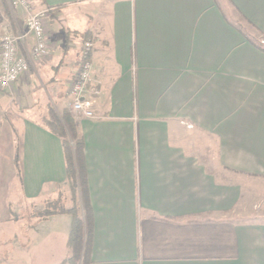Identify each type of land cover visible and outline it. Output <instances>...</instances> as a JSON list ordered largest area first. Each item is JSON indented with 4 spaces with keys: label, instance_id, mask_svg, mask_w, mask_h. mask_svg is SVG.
Segmentation results:
<instances>
[{
    "label": "crops",
    "instance_id": "0c3cea01",
    "mask_svg": "<svg viewBox=\"0 0 264 264\" xmlns=\"http://www.w3.org/2000/svg\"><path fill=\"white\" fill-rule=\"evenodd\" d=\"M30 2L48 11L51 53L0 89L1 204L13 181L25 201L66 194L71 206L63 145L44 119L50 105L70 112L67 89L89 36L96 117L74 119L90 264H264V211L251 209L264 197V0ZM0 11V38L26 33L24 9L0 0ZM33 43L26 34L20 53ZM41 220L20 242V264L70 254V215Z\"/></svg>",
    "mask_w": 264,
    "mask_h": 264
},
{
    "label": "built area",
    "instance_id": "2783aa9c",
    "mask_svg": "<svg viewBox=\"0 0 264 264\" xmlns=\"http://www.w3.org/2000/svg\"><path fill=\"white\" fill-rule=\"evenodd\" d=\"M10 6L26 11V33L5 32L0 38V89L8 91L19 77L29 70L30 61H44L51 53L45 31L48 11H35L30 0H10ZM29 33L33 36L34 43L29 54L25 56L19 51V43L23 42ZM92 49V40L83 39L79 48L77 71L67 89L68 108L76 119L96 117L93 106L94 97L99 94V89L90 87L93 81Z\"/></svg>",
    "mask_w": 264,
    "mask_h": 264
},
{
    "label": "trees",
    "instance_id": "16d2710c",
    "mask_svg": "<svg viewBox=\"0 0 264 264\" xmlns=\"http://www.w3.org/2000/svg\"><path fill=\"white\" fill-rule=\"evenodd\" d=\"M86 39V38H84ZM44 122L48 129L62 142L65 165L66 184L68 186L71 206L56 205L54 209L44 212L45 217L53 214L67 213L71 217L67 245L70 254L58 264H90L89 252L93 236V215L89 204L84 163V141L78 133L77 122L65 108L60 112L50 105ZM14 167L19 176V144L16 140L14 150ZM0 264H2L0 262Z\"/></svg>",
    "mask_w": 264,
    "mask_h": 264
},
{
    "label": "rangeland",
    "instance_id": "374dc122",
    "mask_svg": "<svg viewBox=\"0 0 264 264\" xmlns=\"http://www.w3.org/2000/svg\"><path fill=\"white\" fill-rule=\"evenodd\" d=\"M87 38L92 40L89 36ZM10 186L11 187L7 192V194H9V200H7L8 203L6 202V199L3 205L0 202V210H3V212H0V262L2 264H20L18 251L19 245L20 242H23L22 238L26 237V235L29 234L30 229L34 228L36 223L34 219L43 220L45 218V216H43L45 211L54 209V206H58L59 204L64 205L63 201L66 199V194L63 198L60 196L59 199L56 195L53 197L50 196L44 198L43 202L35 204L33 202L25 201L22 198L13 181L10 183ZM260 208L264 211V197L258 199L251 209L258 213L261 212ZM59 216V223L67 228L69 216ZM3 217L5 218L4 220L8 219V221L3 222L4 220L1 219ZM262 219L264 220V215L262 216Z\"/></svg>",
    "mask_w": 264,
    "mask_h": 264
}]
</instances>
